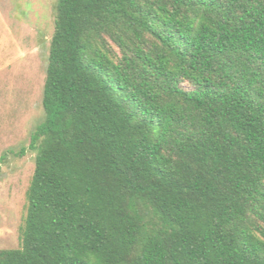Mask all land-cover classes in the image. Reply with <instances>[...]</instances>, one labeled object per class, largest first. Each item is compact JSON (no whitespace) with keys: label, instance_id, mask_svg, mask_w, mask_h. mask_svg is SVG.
<instances>
[{"label":"trees","instance_id":"1","mask_svg":"<svg viewBox=\"0 0 264 264\" xmlns=\"http://www.w3.org/2000/svg\"><path fill=\"white\" fill-rule=\"evenodd\" d=\"M41 105L0 264H264V0H56Z\"/></svg>","mask_w":264,"mask_h":264},{"label":"rangeland","instance_id":"2","mask_svg":"<svg viewBox=\"0 0 264 264\" xmlns=\"http://www.w3.org/2000/svg\"><path fill=\"white\" fill-rule=\"evenodd\" d=\"M56 0H0V249H17L34 170Z\"/></svg>","mask_w":264,"mask_h":264}]
</instances>
